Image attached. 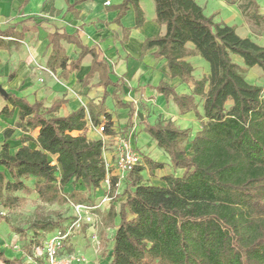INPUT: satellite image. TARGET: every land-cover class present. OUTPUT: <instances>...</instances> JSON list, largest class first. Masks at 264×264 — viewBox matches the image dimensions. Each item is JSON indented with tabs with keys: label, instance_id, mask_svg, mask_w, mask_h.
Segmentation results:
<instances>
[{
	"label": "trees",
	"instance_id": "1",
	"mask_svg": "<svg viewBox=\"0 0 264 264\" xmlns=\"http://www.w3.org/2000/svg\"><path fill=\"white\" fill-rule=\"evenodd\" d=\"M140 0H122L118 6L121 18L132 6L136 27L144 22ZM155 22L164 26L165 32L145 40L142 52L155 49L157 59L165 61L169 79L191 83L190 94H179L166 82H160L153 91L171 101L180 115L192 112L199 122L200 131L191 140L189 130L179 129L171 119L155 124L143 122L144 131L167 155L171 167L182 175H166L162 186L144 182L141 166L135 167L126 177L127 186L116 195L117 178L109 185L114 202L121 196L116 214L119 219L113 235L109 264H264V96L262 88L245 81L242 68L232 57L241 60L244 69L259 68L264 76V46L248 38H241L235 27L215 23L207 17L195 0H152ZM227 6H237L241 16L254 23H263L257 0H221ZM12 37L16 41H5ZM22 34L0 32V49L10 45L19 47ZM60 40L77 45L81 53L66 70L67 58L59 45ZM52 53L47 69L55 73L63 70L62 79L78 69L81 60L91 55L90 72L83 82L98 75L99 86L104 88L97 103L66 117L55 113L64 101H54L44 109L42 103L30 104L26 99L8 94L7 105L0 116L11 119L17 109V121L3 131L0 145V208L10 210L17 201L16 192H35L43 203L66 204L78 195L77 184L87 190H98L106 180L102 159V140H87L73 133L82 132L88 123L97 127L109 120L106 99L109 87L118 89L111 79L108 65L100 51L80 44L74 36L53 34L49 36ZM192 45V50L187 45ZM200 57L208 65V74L196 80L194 69L186 59ZM118 109H127L129 122L134 115L131 104L123 103L114 91L111 94ZM196 98L202 103L198 112ZM9 106L11 109H9ZM38 129L33 141L38 149L25 143L32 141L21 137L22 146L10 154L8 141L15 130L26 134ZM111 134L110 123L104 125V135ZM189 146L188 150L186 149ZM188 153L190 155H188ZM48 156H54L60 169L52 165ZM151 173L163 170L164 164L145 159ZM41 180L33 190L25 179ZM72 191L64 194L67 185ZM78 202H81L80 200ZM77 204V203H75ZM0 219L5 217L0 213ZM34 233L24 248L25 256L39 245L48 232L62 228V221L36 222ZM27 240V241H28ZM0 264H25L22 258H8L0 252Z\"/></svg>",
	"mask_w": 264,
	"mask_h": 264
},
{
	"label": "crops",
	"instance_id": "2",
	"mask_svg": "<svg viewBox=\"0 0 264 264\" xmlns=\"http://www.w3.org/2000/svg\"><path fill=\"white\" fill-rule=\"evenodd\" d=\"M108 1L110 5L107 6L105 3ZM195 1L197 3V0ZM121 2L122 0H0V32L11 30L15 34H22L23 37L18 48L12 44L7 49H0V86L7 95L14 94L26 99L30 104L42 103L44 109L49 108L54 101H64L55 113L57 117H66L90 102L97 103L104 92V88L98 85V75L94 74L87 80L86 85L82 82L90 72L91 55L84 56L78 69L72 71L67 79L60 77L63 70L57 69L52 73L47 69V60L52 53L49 36L58 34L74 36L81 45L101 52L111 72V79L118 85L117 90L112 87L106 89L110 95L106 102L111 99L115 105L111 97L114 91L120 99L121 91L126 94L135 93L136 90L151 97L157 96L159 102L166 101L151 88H155L160 82H166L176 90V87L188 83L168 78L165 61L153 55L155 49L142 52L145 40L162 36L165 32L164 26L155 22L154 3L152 0L139 1L144 22L140 27H136L132 6L118 18V6ZM220 3L227 7L222 1ZM4 40L16 41L12 37ZM59 45L67 58L68 70L69 64L78 59L81 49L65 40H60ZM192 48V45H187L189 51ZM192 59L200 65L199 57H189L186 60L191 63ZM109 89L113 91L110 93ZM121 101L132 106L134 102L127 98ZM6 105L4 97L0 95V111ZM133 108L135 113V107ZM118 110L128 112L127 109ZM17 113L15 109L11 119L0 116V120L7 123L1 131L0 142H3V131L13 127L17 121ZM190 120V117L184 118L185 123ZM84 132L85 130L73 135L84 136ZM14 135L16 138L11 143H18L19 148L22 145L20 139L23 137L32 140L25 143V146L32 150L38 149L33 142L38 135V129L26 134L15 130ZM153 143L156 145L154 141ZM165 159H168L166 154ZM162 177L159 178V186L163 185ZM25 258L22 257L23 260Z\"/></svg>",
	"mask_w": 264,
	"mask_h": 264
},
{
	"label": "rangeland",
	"instance_id": "3",
	"mask_svg": "<svg viewBox=\"0 0 264 264\" xmlns=\"http://www.w3.org/2000/svg\"><path fill=\"white\" fill-rule=\"evenodd\" d=\"M221 1V0H220ZM219 0H197V3L204 9L207 17H213L215 23H224L230 27L236 28V33L241 38H248L258 45L264 46V22L254 23L245 17L241 16L237 6L226 7L222 5ZM237 4L245 3V0H236ZM223 2V1H222ZM224 3V2H223ZM260 7V14L264 15V0H257ZM198 58V57H197ZM200 65L195 60H191V65L194 69L193 77L196 80L201 79L208 74V65L200 57ZM233 62L241 66L242 74L245 81L249 84L262 88V95L264 96V76L262 71L255 67L253 69H244L241 60L237 57H232ZM113 90L109 89L111 93ZM178 93L190 94L192 91V84H183L176 87ZM120 99H131L135 107V113L131 122H128V112L118 110L111 99L106 102L109 120H103L102 124L110 123L111 134L108 136L100 134L97 127L94 128L88 123L84 137L87 140H102L103 151L102 159L107 169L106 180L100 185L98 190H87L80 184L76 185L78 195L70 203H43L39 200L35 192L25 194L23 192H16L13 194L17 198L10 210H3L0 208V213L5 217L0 219V252L8 258H25L24 248L27 242L34 233L33 224L36 222H56L62 221V228H70L74 222L79 218L80 223L78 228H73V235L69 238L70 245L67 248L68 254L81 257L83 264H109L110 254L113 245V235L115 227L118 225L119 219L116 216L109 214L110 206H114L116 214L121 202L125 200L121 196L114 202L113 196L109 194V185L113 177L117 178L116 195H121L127 186V182L117 176V171L114 166L116 149L121 142L129 143L134 150H136L142 157L141 167L143 171L141 176L145 183L159 186L161 176L174 175L180 177L181 170H174L168 159H165V154L156 145L153 140L144 131L143 122L155 124L158 121L171 119L175 125L181 130H189L191 140L197 132L200 131L199 122L196 121L194 114L179 115L177 108L169 101H158L157 96H148V94L140 93L136 90L135 93L120 92ZM198 112L202 115V103L200 98H196ZM190 117L188 123L184 122V118ZM7 123L0 120V140L2 138L1 131ZM14 133L8 142L9 152L12 153L14 149L19 148L18 143H11ZM108 137V138H106ZM17 141V140H16ZM2 142H0L1 145ZM21 144V143H20ZM22 146V145H21ZM187 145L186 149L188 150ZM188 155H190L188 153ZM145 159H150L154 162L163 163L164 169L162 171L156 170L154 177L151 178V173L147 168ZM49 162L57 167V176H60V169L56 163L54 156H48ZM7 179L9 175L6 170L1 169ZM25 184L32 190L41 180L34 178L25 179ZM72 185H67L63 193L69 194L72 191ZM104 198H109V204L102 203ZM81 202H78V201ZM77 203V204H75ZM82 205L86 208H93L99 206L98 209H91L88 213H76L74 206ZM54 230L48 232L47 238L54 235ZM29 239V240H28ZM28 240V241H27ZM41 242V241H39ZM38 246V245H36Z\"/></svg>",
	"mask_w": 264,
	"mask_h": 264
},
{
	"label": "built area",
	"instance_id": "4",
	"mask_svg": "<svg viewBox=\"0 0 264 264\" xmlns=\"http://www.w3.org/2000/svg\"><path fill=\"white\" fill-rule=\"evenodd\" d=\"M105 5H110L106 2ZM91 125V124H90ZM96 128V127H94ZM100 134L104 132V124L97 126ZM141 155L132 148L129 143L121 142L116 149L114 166L117 171V176L125 180V177L137 166H141ZM106 169V174H107ZM109 198H104L102 203L109 204ZM99 206L86 208L82 205H75L76 213H88L91 209H98ZM80 219L78 218L74 224L68 229H58L54 231V235L50 238L45 236L38 246H32L30 249L31 255L26 256L27 264H83L81 257L67 253V248L70 245V237L73 235V228H78Z\"/></svg>",
	"mask_w": 264,
	"mask_h": 264
},
{
	"label": "water",
	"instance_id": "5",
	"mask_svg": "<svg viewBox=\"0 0 264 264\" xmlns=\"http://www.w3.org/2000/svg\"><path fill=\"white\" fill-rule=\"evenodd\" d=\"M0 95L3 96V97L7 96L5 90L1 86H0Z\"/></svg>",
	"mask_w": 264,
	"mask_h": 264
}]
</instances>
